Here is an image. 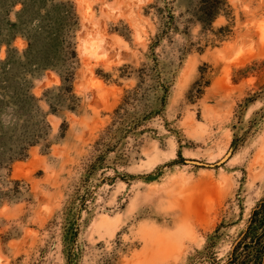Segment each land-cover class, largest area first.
<instances>
[{
	"label": "rangeland",
	"instance_id": "obj_1",
	"mask_svg": "<svg viewBox=\"0 0 264 264\" xmlns=\"http://www.w3.org/2000/svg\"><path fill=\"white\" fill-rule=\"evenodd\" d=\"M194 2L0 0V264L226 261L264 198V0Z\"/></svg>",
	"mask_w": 264,
	"mask_h": 264
},
{
	"label": "trees",
	"instance_id": "obj_2",
	"mask_svg": "<svg viewBox=\"0 0 264 264\" xmlns=\"http://www.w3.org/2000/svg\"><path fill=\"white\" fill-rule=\"evenodd\" d=\"M225 7H229L228 0H195L193 7L188 11L190 15L189 20L192 23L199 24L203 30L209 29L224 12ZM164 20L165 28L158 39L163 37V35L168 36L171 32L172 34L179 32L175 16L172 13L169 12ZM29 46L30 50L33 47L32 43ZM67 78H63V83L65 84L61 88L63 95H67L72 91L71 87H67L70 73ZM162 86L166 92L168 90L166 83ZM32 136L34 134L29 138L35 139ZM32 143H35V141H32ZM213 264H264V198L253 210L242 239L229 252L226 261L223 263L215 261Z\"/></svg>",
	"mask_w": 264,
	"mask_h": 264
},
{
	"label": "water",
	"instance_id": "obj_3",
	"mask_svg": "<svg viewBox=\"0 0 264 264\" xmlns=\"http://www.w3.org/2000/svg\"><path fill=\"white\" fill-rule=\"evenodd\" d=\"M187 162L192 163V164L197 165V166H202V167H214L213 165L201 163L198 161H187Z\"/></svg>",
	"mask_w": 264,
	"mask_h": 264
},
{
	"label": "bare ground",
	"instance_id": "obj_4",
	"mask_svg": "<svg viewBox=\"0 0 264 264\" xmlns=\"http://www.w3.org/2000/svg\"><path fill=\"white\" fill-rule=\"evenodd\" d=\"M263 22H264V20H263ZM260 23H261V22H260ZM262 25H263V24H262ZM259 29H260V28H259ZM259 29H258V30H259ZM260 30H261V29H260ZM263 31H264V28H263ZM260 32H261V31H260Z\"/></svg>",
	"mask_w": 264,
	"mask_h": 264
}]
</instances>
